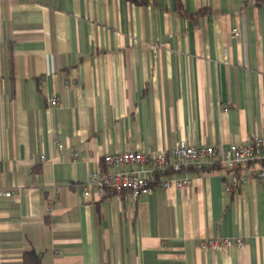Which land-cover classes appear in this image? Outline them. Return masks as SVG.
Returning a JSON list of instances; mask_svg holds the SVG:
<instances>
[{
	"label": "crops",
	"instance_id": "crops-1",
	"mask_svg": "<svg viewBox=\"0 0 264 264\" xmlns=\"http://www.w3.org/2000/svg\"><path fill=\"white\" fill-rule=\"evenodd\" d=\"M261 133L264 3L0 0V264H264V180L230 192L225 168H190L184 188L82 193L107 152Z\"/></svg>",
	"mask_w": 264,
	"mask_h": 264
},
{
	"label": "built area",
	"instance_id": "built-area-1",
	"mask_svg": "<svg viewBox=\"0 0 264 264\" xmlns=\"http://www.w3.org/2000/svg\"><path fill=\"white\" fill-rule=\"evenodd\" d=\"M233 34L240 35L238 28H232ZM60 104V96L51 98V105ZM62 150L66 145L56 141ZM89 153L73 151L75 158L87 157ZM44 157L41 159L43 160ZM100 167L96 168L82 183L83 195L95 192L99 198L110 194L121 196L128 192L133 198L147 193L152 188H184L192 183L189 169L203 170L206 167L220 165L228 171V191H233L241 184L251 180H264V133L254 135L248 142L232 143L228 147H216L212 144L194 145L179 141L175 147L159 151L124 150L107 152L103 155ZM186 171L185 175L174 176ZM13 192L0 187V199L11 197ZM238 244L242 239H237ZM230 239H209L203 246L214 249L228 245Z\"/></svg>",
	"mask_w": 264,
	"mask_h": 264
},
{
	"label": "trees",
	"instance_id": "trees-1",
	"mask_svg": "<svg viewBox=\"0 0 264 264\" xmlns=\"http://www.w3.org/2000/svg\"><path fill=\"white\" fill-rule=\"evenodd\" d=\"M131 3L138 5H145L148 3V0H128ZM257 3H264V0H257ZM178 10L181 14H187L185 9L182 7V4L178 2ZM219 168H223L220 165H215L213 167H206L203 170H217ZM23 262L24 264H42L41 255L35 250L25 251L23 254Z\"/></svg>",
	"mask_w": 264,
	"mask_h": 264
}]
</instances>
